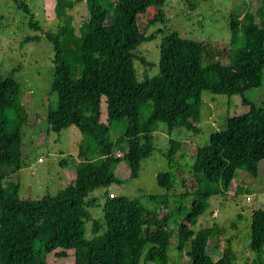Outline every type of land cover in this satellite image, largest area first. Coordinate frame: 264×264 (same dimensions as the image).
I'll list each match as a JSON object with an SVG mask.
<instances>
[{
    "label": "trees",
    "instance_id": "1",
    "mask_svg": "<svg viewBox=\"0 0 264 264\" xmlns=\"http://www.w3.org/2000/svg\"><path fill=\"white\" fill-rule=\"evenodd\" d=\"M13 1L29 15V27L38 30L26 1ZM81 1L57 0V15L64 23L58 31L46 33L53 45L51 89L58 98L57 107L47 116L49 128L59 133L74 125L84 135L78 157L69 155L76 161L75 178L56 195L37 199L18 195L27 115L20 84L0 73V264H46L42 254L58 248L59 257L74 250V264H167L173 221L178 226V250L186 252L191 264H233L238 252L231 244L218 259L208 253L209 238L221 231L217 225L194 227L213 196L227 197L236 170L257 175L264 160V104L243 99L247 112L228 114L226 129L214 130L208 143L195 148L192 164L183 167L177 162L175 170L159 173L157 183L163 193L129 197L111 195L109 187L132 184L118 178L115 169L124 161L128 180L138 176L141 161L155 150L153 139L160 122L170 135L169 165L175 157L183 158L185 140L172 138L171 133H199L202 91L243 97L247 90L262 86L264 27L255 17L264 14V0H241L227 14L232 32L227 64L210 60L203 41L169 30L160 41L158 73L143 81L136 74L133 50L153 38L146 31L163 20L165 0H116L114 9L87 0L89 14L78 23L77 34L67 9ZM38 39L37 34L26 36L21 44ZM103 98L106 123L100 121ZM121 124H125L122 133L113 138L111 129ZM100 189L102 214L95 219L89 208L100 206L102 197L95 194ZM142 198L154 202V207ZM182 198L186 203L176 205ZM89 222L91 237L86 238ZM250 229L249 246L258 258L252 264H264L263 207L252 211Z\"/></svg>",
    "mask_w": 264,
    "mask_h": 264
},
{
    "label": "rangeland",
    "instance_id": "2",
    "mask_svg": "<svg viewBox=\"0 0 264 264\" xmlns=\"http://www.w3.org/2000/svg\"><path fill=\"white\" fill-rule=\"evenodd\" d=\"M25 1L40 26L38 30L29 27V15L23 9H19L13 0H0V73L3 77H11L20 84V99L27 115L26 123L22 126V158L20 168L17 170L20 180L18 195L21 198L37 199L45 195H56L73 182L76 161L69 155L78 157L84 135L74 125L58 133L50 130L48 124V113L57 107L58 98L57 93L51 89L54 76L53 45L47 39L46 33L58 31L57 29L64 23L57 15V0ZM240 1L165 0L161 7L163 20L153 23L146 31V34H152L153 38L142 42L133 50V63L138 79L140 81L150 79L158 73L160 41L169 30H176L188 39L203 41L208 45L210 60L227 64L229 62L227 51L232 46V32L229 30L226 16ZM98 2L110 9H114L116 5V0H98ZM67 13L78 34V23L89 14L87 0H82L72 8H68ZM147 19L149 15L147 18L143 17L141 23L144 24ZM255 21L264 27V14H257ZM36 34L39 36L38 40H29L21 44L26 36ZM240 34L241 31L238 35ZM242 41L240 39L237 45H242ZM262 82L261 87L247 90L243 97L233 95L228 98L208 90L202 91L201 99L204 105L201 107L198 121L199 133L194 134L184 130H174L171 133L172 138L185 140L182 146L183 158L175 157L173 166L169 165L167 151L170 135L167 126L160 122L157 124L153 139L155 150L141 161L138 176L128 180L127 163L120 162L115 169L116 176L124 180V183L129 181L132 184L126 183L117 187V183H113L109 187V193L125 194L129 197L163 193L165 189L158 185L157 175L175 170L177 162L183 167L192 164L195 148L208 143L209 136L214 130L226 129L225 118L228 114L247 112L248 105L243 103V99L257 105L264 104V78ZM100 121L106 123L105 98L101 102ZM124 126L125 124H121L118 129L112 128V137L115 138L122 133ZM178 153L180 154L179 151ZM116 154L122 152L116 150ZM136 188L139 189L138 192ZM218 189H223L222 184H219ZM227 192V197L217 195L211 198L210 207L199 217L194 228L217 225L221 229L208 240L207 250L214 259L220 258L223 248L231 244L238 252V259L233 264H248V262L252 264L258 258L249 246L250 221L253 210L264 208V160L260 161L256 176L244 169L236 170ZM95 194L102 197L103 189L97 190ZM103 201L102 197L100 206L89 208L93 218L101 217ZM142 201L150 208L155 205L154 202L143 198ZM185 203V199L182 198L176 205ZM180 217L181 215H178L177 218ZM172 226L175 227V232L168 246L167 264H191L186 252L178 250V226L175 221L169 225ZM85 229V237L90 238V222ZM36 247L40 250L38 246ZM59 251L61 248L42 254L46 264H74V250H67L66 257L57 256L56 252Z\"/></svg>",
    "mask_w": 264,
    "mask_h": 264
}]
</instances>
